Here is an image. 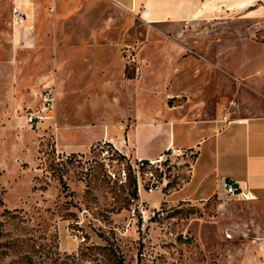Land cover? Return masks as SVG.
<instances>
[{
	"label": "rangeland",
	"instance_id": "1",
	"mask_svg": "<svg viewBox=\"0 0 264 264\" xmlns=\"http://www.w3.org/2000/svg\"><path fill=\"white\" fill-rule=\"evenodd\" d=\"M40 1L29 44L16 40L11 0H0V264H264V204L230 196L217 179L198 181L190 150L143 166L125 141L135 109L152 100L183 115L204 105L213 114L216 104L225 116L246 106L264 114V0L252 17L178 33L109 0ZM187 39L197 47L179 49V59H218L220 84L205 71V84L190 93L181 84L165 102L151 91L164 44ZM127 45L150 69L145 78L127 63ZM229 63L252 76H229ZM47 88L55 101L43 111Z\"/></svg>",
	"mask_w": 264,
	"mask_h": 264
},
{
	"label": "crops",
	"instance_id": "2",
	"mask_svg": "<svg viewBox=\"0 0 264 264\" xmlns=\"http://www.w3.org/2000/svg\"><path fill=\"white\" fill-rule=\"evenodd\" d=\"M109 1L138 15L151 27H161L178 33L184 30L185 26L191 24L198 27L202 24L209 26L232 14L252 17L254 11L262 9V7L253 8L255 3L263 0ZM11 3L27 17L23 26L16 27V40L22 39L30 44L31 30L36 24L37 17L43 14V4L40 0H11ZM29 24L32 26L30 27ZM250 44L252 45L251 41ZM193 47L197 46L189 39L181 42L178 40L165 42L164 69L161 74L157 72L153 78L155 83L151 85V91H163L165 102L169 99V95L174 96L179 85L186 83L185 92H193L197 87L205 84V71L208 73L212 71L215 77L214 69L221 70V63L216 58L189 56L179 59V49L181 53H187V50ZM178 68L183 72L176 80L175 71ZM149 70H144L142 67L138 78H145ZM196 70L198 73L195 72ZM223 72L241 80H248L252 76V70L247 71L230 63L227 69L223 68ZM189 74L191 78L188 81L185 76ZM220 80L221 75L217 74L213 82L219 85ZM193 83L195 84L192 85ZM149 103L148 111H144L140 105L135 109L134 125L128 131V140L125 139L133 147L135 158L157 160L167 153L177 154L183 150H190L191 153L199 155L196 164L192 165L198 181L205 184L217 179L220 187L223 179L248 182L255 197L253 200L264 204V114L254 115L251 113L252 107L246 106V109L250 107L247 113L240 109L241 113L225 116L222 115L220 106L216 104L212 108L213 114H210V107L204 105L192 110L194 112L192 116L181 114L182 111L177 106H162L159 102V107L154 108L153 100ZM164 134L166 139L161 140ZM189 141L191 143L188 144ZM147 196L146 192L142 197L147 199ZM160 199L159 197L158 201L152 202V205L157 207ZM259 252L264 260V239L260 242Z\"/></svg>",
	"mask_w": 264,
	"mask_h": 264
},
{
	"label": "built area",
	"instance_id": "3",
	"mask_svg": "<svg viewBox=\"0 0 264 264\" xmlns=\"http://www.w3.org/2000/svg\"><path fill=\"white\" fill-rule=\"evenodd\" d=\"M14 16H15V22H17L19 25H22L26 22L27 17L17 8H14ZM126 57H127V63L132 66V68L135 70L137 76L141 74V62L138 58L137 49L134 45H127L126 50ZM55 93L53 88H47L45 92L43 93V111L49 110L54 101H55ZM43 119L44 116H36L31 115L29 118L30 123H34L36 119ZM166 155H162L157 160H149L148 165H156L157 163H160L163 161L164 157ZM140 162H142V165L144 166V160L139 159ZM147 175H150L151 177H154L153 171H147ZM222 188L232 197H238L245 200H253L255 197L251 191V187L248 182H240V181H232L229 179H223L222 180ZM151 190H153V187H151ZM228 238H232V234H227Z\"/></svg>",
	"mask_w": 264,
	"mask_h": 264
},
{
	"label": "trees",
	"instance_id": "4",
	"mask_svg": "<svg viewBox=\"0 0 264 264\" xmlns=\"http://www.w3.org/2000/svg\"><path fill=\"white\" fill-rule=\"evenodd\" d=\"M147 163L149 162V160H145ZM9 213L10 212V210L7 208V209H5V211H4V213H3V215H5V213Z\"/></svg>",
	"mask_w": 264,
	"mask_h": 264
},
{
	"label": "bare ground",
	"instance_id": "5",
	"mask_svg": "<svg viewBox=\"0 0 264 264\" xmlns=\"http://www.w3.org/2000/svg\"><path fill=\"white\" fill-rule=\"evenodd\" d=\"M16 24H17V25H19L17 22H16ZM29 26L31 27L32 25H31V24H29Z\"/></svg>",
	"mask_w": 264,
	"mask_h": 264
}]
</instances>
